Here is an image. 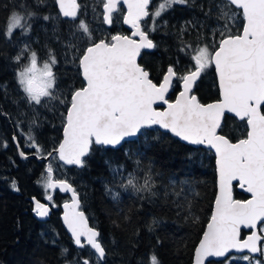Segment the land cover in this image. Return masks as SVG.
<instances>
[{
  "label": "snow or ice",
  "instance_id": "snow-or-ice-1",
  "mask_svg": "<svg viewBox=\"0 0 264 264\" xmlns=\"http://www.w3.org/2000/svg\"><path fill=\"white\" fill-rule=\"evenodd\" d=\"M96 2L102 6L104 24L112 26L121 22L132 31L129 35L97 37L83 19L79 20L75 27L81 35L64 52L65 62L74 64L77 75L82 78L79 87L72 84L66 92L60 90L53 71L59 61L51 49L43 62L28 44L11 57L18 64L27 60L16 76L29 105L46 107L57 101L64 106L62 138L52 149L45 154L33 131V126L39 127L35 118L28 132H21L26 135V147L33 149L38 158L54 157L63 166L83 168L86 158L94 151L116 148L154 126L190 144L206 145L215 152L218 194L195 246L193 264H264V0H220L214 4L218 27L211 29V39L200 41L198 37L196 44L182 42L180 51L187 54L186 66L181 67L179 60L170 62L160 79L152 77L138 59H142V50L158 47L151 33L157 31L162 13L173 5H189L190 0H161L154 10H150L152 0ZM54 3L59 9L58 15L77 20L82 8L77 0H54ZM211 14L210 8L205 16ZM34 15L13 12L4 36L9 41L17 31L20 36H27L31 31L28 21ZM213 67L219 99L202 103L193 89ZM177 87L179 91L171 100L169 92ZM157 105L166 107L160 109ZM230 117L238 118L244 128L243 138L235 142L224 132ZM12 139L19 150L17 135ZM19 155L27 159L25 151H19ZM135 164L133 171L126 172L124 165L114 168L113 180L119 177V186L125 191L155 195L151 168L143 184H139L137 173L141 162L136 160ZM53 172L49 162L43 181L45 191L58 189L71 194V201L63 204V222L76 247L87 250V255L76 264H103L107 251L100 231L89 226L73 184L67 179H55ZM234 181L250 194L249 199L233 198ZM11 187L19 191L14 180ZM118 196L115 193L113 198ZM45 199L52 207L56 206L51 194ZM33 204L37 217L48 216V204L35 197ZM193 220L196 222L199 218ZM150 264H160L154 253Z\"/></svg>",
  "mask_w": 264,
  "mask_h": 264
},
{
  "label": "trees",
  "instance_id": "trees-1",
  "mask_svg": "<svg viewBox=\"0 0 264 264\" xmlns=\"http://www.w3.org/2000/svg\"><path fill=\"white\" fill-rule=\"evenodd\" d=\"M158 1L152 0L150 10L155 9ZM78 3L82 8L77 20L72 21L58 15L54 0H0V113L6 114L0 115V261L3 264H76L87 255V250L78 249L62 227L59 204L67 195L50 189L46 192L43 186L46 166L51 162L54 178L67 179L73 184L89 224L100 231L107 251L103 264H150L153 253L160 264H191L216 196L217 175L211 150L182 143L156 127L118 148L94 151L86 158L83 168L63 166L54 157L37 159L32 156L33 149L26 147V135L21 132L26 134L35 118L39 127L33 126V131L45 154L52 149L62 138L64 106L57 101L46 107L29 105L16 76L27 60L18 64L11 57L28 44L43 62L51 49L59 61L53 71L60 90L66 92L69 85L79 87L82 83L76 66L66 63L64 57L67 45L77 42L81 35L75 27L80 19L97 37L129 33L121 22L107 27L103 23L102 6L96 0H78ZM218 3L220 0H194V3L190 0L189 5H173L162 13L157 31L151 33L158 47L142 51L139 59L152 77L160 79L169 63L176 60L181 67L186 66L188 57L180 51L182 42L196 44L198 37L200 41L211 39V29L218 27L217 9L212 6ZM210 8L212 14L206 17ZM13 12L35 15L28 21L31 24L28 35L22 37L17 31L9 41L4 32ZM44 16L50 18L44 20ZM239 23L242 18L237 28ZM178 91V87L171 90V100ZM194 92L202 102L218 99L214 68L202 75ZM224 132L233 141L243 138L242 122L230 117ZM14 134L27 159L19 156L12 139ZM136 160L141 162L137 173L139 184H143L151 168L155 195L125 191L119 186V177L113 180L114 168L124 165L126 172L133 171ZM13 180L19 191L11 187ZM115 193L119 196L114 199ZM47 194L53 196L55 207L45 199ZM233 194L234 198L247 197L235 185ZM33 197L48 204L47 217L35 215ZM194 217L199 220L194 222Z\"/></svg>",
  "mask_w": 264,
  "mask_h": 264
},
{
  "label": "water",
  "instance_id": "water-1",
  "mask_svg": "<svg viewBox=\"0 0 264 264\" xmlns=\"http://www.w3.org/2000/svg\"><path fill=\"white\" fill-rule=\"evenodd\" d=\"M77 2H78V0H77ZM57 9H58V7H57ZM102 11H103V9H102ZM58 12H59V9H58ZM61 17L62 18H65V19H68V20H72L71 18H69V17H63L62 15H61ZM106 25V24H105ZM122 25H123V27H125L126 29H128L129 30V33L128 34H125V35H129L130 33H131V29H130V27L128 26V25H124L123 23H122ZM107 27H108V25H106ZM142 51H152V49H145V50H142ZM138 62H139V59H138ZM214 68V67H213ZM214 72H215V70H214ZM215 76H216V73H215ZM216 80H217V87H218V79H217V76H216ZM195 87V86H194ZM170 92H171V90H170ZM169 92V93H170ZM193 92H194V89H193ZM218 92H219V87H218ZM178 93V92H177ZM176 93V94H177ZM194 94H196L195 92H194ZM219 95V94H218ZM174 99H175V97H174ZM173 99V100H174ZM218 99H219V96H218ZM215 100H217V99H215ZM215 100H212V101H208V102H202V103H211V102H214ZM157 107L158 108H160V109H162L163 107H166V106H164V105H157ZM236 119H238V118H236ZM154 127H156V128H158L160 131H163V132H167L166 130H163V129H160L158 126H154ZM167 133H169L171 136H173V137H175L173 134H171L170 132H167ZM175 138H177L179 141H181L182 143H185V144H189V145H192V146H201V147H204V148H207V149H209L206 145H193V144H190V143H188L187 141H183V140H181L179 137H175ZM134 139H136V137H134V138H129L127 141H132V140H134ZM233 142H235V141H233ZM123 143V142H122ZM15 145H16V143H15ZM120 145H118L116 148H118ZM17 147V146H16ZM209 150H211L212 151V153L214 154V158H215V152H214V149H209ZM17 151H18V154H19V151H21V149H17ZM20 156V155H19ZM32 156H34V157H37V159H45V160H47L48 158H38V156L37 155H34V154H32ZM21 157V156H20ZM22 158V157H21ZM61 163V162H60ZM66 167H72V166H66ZM75 167H77V166H75ZM215 167H216V160H215ZM77 168H80V167H77ZM216 175H217V170H216ZM218 179V178H217ZM236 186V188H237V190L238 191H240V192H242V193H244V194H246L247 195V198L246 199H249L250 198V194L249 193H247V192H245V191H243L242 189H240L239 187H238V183L237 182H233V186ZM51 191H53V190H51ZM55 191H58V192H60L58 189L57 190H55ZM60 193H63V194H65V195H67V199L66 200H64V201H62L60 204H59V209H60V214H59V218H60V221H61V224H62V227H63V229H64V231L67 233V235L72 239V237H71V233L67 230V228H66V226L64 225V222H63V214H64V211H65V209H64V207H63V204L65 203V202H70L71 201V194L70 193H64V192H60ZM218 194V183H217V185H216V195ZM216 197V196H215ZM233 198H234V194H233ZM234 199H239V198H234ZM239 200H245V199H239ZM214 201H215V199H214ZM80 205H81V203H80ZM213 208H214V203H213ZM213 208H212V210H213ZM80 210H82L81 208H80ZM83 211V210H82ZM89 226H91L90 224H89ZM206 227V226H205ZM244 232H245V235L247 234V230H244ZM83 239V238H82ZM72 241H73V239H72ZM199 242V241H198ZM198 244V243H197ZM196 244V245H197ZM194 250H195V248H194ZM193 257H194V251H193V256H192V261H191V264H193Z\"/></svg>",
  "mask_w": 264,
  "mask_h": 264
},
{
  "label": "rangeland",
  "instance_id": "rangeland-1",
  "mask_svg": "<svg viewBox=\"0 0 264 264\" xmlns=\"http://www.w3.org/2000/svg\"><path fill=\"white\" fill-rule=\"evenodd\" d=\"M161 2V0H159L157 3H156V6H158V4ZM155 6V7H156ZM0 264H3V262L0 261Z\"/></svg>",
  "mask_w": 264,
  "mask_h": 264
},
{
  "label": "flooded vegetation",
  "instance_id": "flooded-vegetation-1",
  "mask_svg": "<svg viewBox=\"0 0 264 264\" xmlns=\"http://www.w3.org/2000/svg\"><path fill=\"white\" fill-rule=\"evenodd\" d=\"M13 142H14V141H13ZM14 144H15V142H14ZM15 146H16V145H15ZM246 198H247V197H246ZM246 198H245V199H246Z\"/></svg>",
  "mask_w": 264,
  "mask_h": 264
}]
</instances>
